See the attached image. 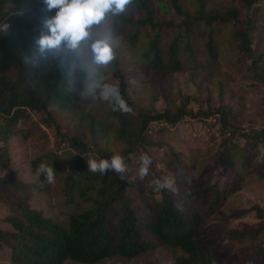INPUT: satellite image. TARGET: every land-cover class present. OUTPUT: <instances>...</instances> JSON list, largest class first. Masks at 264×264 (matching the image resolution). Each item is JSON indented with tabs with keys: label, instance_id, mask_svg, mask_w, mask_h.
Masks as SVG:
<instances>
[{
	"label": "trees",
	"instance_id": "trees-1",
	"mask_svg": "<svg viewBox=\"0 0 264 264\" xmlns=\"http://www.w3.org/2000/svg\"><path fill=\"white\" fill-rule=\"evenodd\" d=\"M243 1L248 13L240 15L234 9L224 14H206L204 1L198 0L199 10L193 17L178 0H160V10L170 12L174 9L183 17L181 26H185V35L180 31L171 42L163 41L161 33L175 24L173 20L156 22L158 13L151 0H135L126 13L113 17L109 24L115 29V38L123 37L131 46L139 43L144 29L148 33L157 31L148 38L146 45L141 46L142 53L138 55L145 62L149 75L182 71L180 52L181 49L193 51L190 33L196 21L204 20L209 25L216 22L242 24L245 28L235 33L238 44H232V47L238 55L248 56L251 68L264 87L261 67L264 52L253 48L259 22L250 14L254 3L261 0ZM55 12L56 9L47 12L43 0H0V29L4 24L9 25L7 31L0 30V142L4 143L0 147V170L11 167L8 143L16 134L19 122L23 120L28 131L36 127L30 121L32 113L42 114L44 125L54 127L57 135L63 138L59 145L68 148L64 154L57 150L44 151L32 161L35 173L41 163L53 166L56 172L52 184L37 174L36 180L28 182L20 181L14 171L0 177V203L5 204L10 213L2 219L6 226H0V248L10 250L12 264H98L110 258L132 260L158 250H168L174 264H215L202 229L225 200L220 180L234 170L242 176L249 172L255 174L254 160L248 159L258 157L262 150L264 154V129L245 132L236 126L235 113L223 101L218 107H212L207 100L206 108L193 110L190 96H185L178 109L137 108L130 98L127 73L117 56L111 65L99 67L97 71L101 87L109 83V77L118 81L116 87L126 101V108L114 111L110 101L81 98L86 73L79 64L71 65L73 57L63 53L59 58L35 55L33 40L39 35L41 20ZM96 35L100 32L94 26L93 38ZM208 49L214 55L212 30ZM89 105L91 109H88ZM55 113L67 115L80 122L81 129L86 126L87 130H75L74 135L66 136L59 131ZM217 115L219 127L217 148L211 156L213 162L197 171L201 179L215 170L218 175L214 182L203 185L199 196L195 193L199 201L194 200L191 192L183 191L175 197L167 189L157 192L155 188H149L143 193L147 197L144 201L130 195L128 169L140 148L154 145L149 138L153 124L175 127L187 117L205 120ZM110 133L115 139L113 144L107 137ZM114 144L122 147L121 156L128 166L127 178L121 180L111 171L105 175L89 172L88 156L95 155L97 160L110 159L117 155L111 151ZM145 151L151 157L148 150ZM239 159L244 160L241 168H246L245 173L237 165ZM174 165L175 160L168 164L171 169ZM193 166H196L194 162L189 168ZM151 173H156L159 178L154 163L150 166ZM226 183L229 185V180ZM35 193L54 196L61 193L68 209L61 210L59 216H48L30 206L29 200ZM252 213L258 223L243 225V229L234 228L229 234L237 238L260 237L256 252L260 256L259 264H264V208L255 205L247 210H233L225 221ZM145 264L161 262L156 257Z\"/></svg>",
	"mask_w": 264,
	"mask_h": 264
},
{
	"label": "rangeland",
	"instance_id": "rangeland-1",
	"mask_svg": "<svg viewBox=\"0 0 264 264\" xmlns=\"http://www.w3.org/2000/svg\"><path fill=\"white\" fill-rule=\"evenodd\" d=\"M156 8V22L173 20L175 26L163 29V41L171 42L178 32L185 35V26H181L183 17L174 9L170 12L160 10V0H151ZM206 14L217 12L224 14L230 9L238 10L240 15L248 13L247 6L243 0H203ZM184 10L196 16L199 10L198 0H178ZM250 14L257 22L258 28L254 34L253 48L258 52H264V0L254 3ZM242 24L216 22L207 24L204 20L196 21L190 33V44L192 50L181 49L182 71L176 74H152L149 75L145 62L138 58L142 53L143 45L148 38L154 36L157 31L148 33L144 29L141 32L140 41L136 46H131L125 38L119 40V47L115 49L117 58L124 66L129 83L130 98L137 108L144 107L147 110L164 111L165 109H178L184 101L185 96H190V107L197 110L199 107L206 108V101L212 107H218L223 101L235 113L234 123L245 132L260 131L264 129V104L263 84L258 79L257 73L251 68V60L246 55H238L232 44L237 45L235 33L244 29ZM213 36L214 55L209 53V37ZM99 36L96 35L95 38ZM183 40V39H182ZM185 42H187L184 39ZM264 70V58L261 63ZM109 73V72H108ZM109 83L118 85V81L109 77ZM223 86V94L221 89ZM92 107L89 105L88 109ZM101 113V111H100ZM74 115V114H73ZM98 117V116H97ZM219 115L205 120H194L187 117L175 127L166 124L155 123L150 130L149 138L153 146L140 148L138 153L132 157V166L129 167L128 189L130 195L135 199L144 201L147 197L143 194L149 188L154 189L152 180L157 177L156 173L149 174L145 181L138 177V163L140 157L148 150L154 163L159 178L167 176L174 180L177 193L183 191L194 194V200L199 196L203 185L214 182L217 179V170L212 175L203 179L198 177L197 169L208 167L212 164L211 156L217 148ZM55 119L61 133L66 136L74 135L75 130H80V122H75L67 115L55 113ZM78 120L77 118H73ZM34 126L28 131V125L19 122L16 134L8 143V152L12 159L11 167L0 170V177L9 171H14L22 182L34 181L37 176L33 170L32 161L39 157L44 151L57 150L64 154L68 149L65 145H59L63 138L57 135L54 127H47L43 123L42 114H31ZM82 131L87 130L83 127ZM109 137L111 144L115 141L113 133ZM4 143L0 142V147ZM59 148V150H58ZM122 147L114 144L111 146L113 154L121 155ZM257 156V155H256ZM255 156V157H256ZM249 157L255 166V174L251 172L244 176L234 170L231 174L220 180L221 189L225 190V200L218 211L206 222L202 229L204 239L211 248V255L215 264H259L260 256L256 252L260 237L246 236L244 238L232 237L229 234L234 228L243 229V225H253L259 222L254 213L245 215L244 218L230 219L225 221L229 212L233 210H247L255 205L264 208V160L263 150L256 158ZM89 159H97L95 155L88 156ZM176 158L178 162L176 161ZM175 160L174 169L169 168V162ZM194 162L196 166L189 168ZM198 162V163H197ZM244 160L239 159L242 173L246 168L241 166ZM202 164V165H200ZM196 168V169H195ZM254 168V167H252ZM63 171V169H62ZM252 171V170H251ZM262 172V174H261ZM241 176V177H240ZM227 180H229V185ZM151 182V183H150ZM195 193L197 194L195 196ZM155 198H159L155 196ZM64 195H35L29 200L32 208L42 210L48 216H59V212L67 210ZM10 216L9 208L0 203V226H6L2 219ZM9 249L0 248V264H12ZM159 258L161 264H174L171 253L168 250H158L150 254L141 255L135 259L110 258L98 264H145L154 258Z\"/></svg>",
	"mask_w": 264,
	"mask_h": 264
},
{
	"label": "clouds",
	"instance_id": "clouds-1",
	"mask_svg": "<svg viewBox=\"0 0 264 264\" xmlns=\"http://www.w3.org/2000/svg\"><path fill=\"white\" fill-rule=\"evenodd\" d=\"M46 11L56 9L55 15L44 16L39 26V35L34 38L35 55L47 58L49 55L59 58L73 57L71 65L79 64L86 73L83 90L80 97L83 99L107 100L114 107V111H123L126 101L117 87L104 84L97 69L107 67L116 59L115 49L119 47V40L115 38V29L109 24L113 17H119L133 6L135 0H43ZM96 26L100 35L93 38V27ZM9 25L2 26L7 31ZM87 49V53L85 52ZM27 56L24 61L27 62ZM138 177L141 181L148 176L152 158L147 154L140 157ZM88 171L105 175L115 172L121 180L126 179L127 164L121 155H112L110 159L86 160ZM56 170L53 166L41 163L37 169V176H44L48 184L55 182ZM152 184L157 192L167 189L176 194L174 180L167 176L155 178Z\"/></svg>",
	"mask_w": 264,
	"mask_h": 264
}]
</instances>
